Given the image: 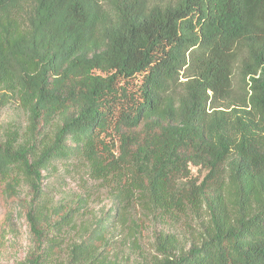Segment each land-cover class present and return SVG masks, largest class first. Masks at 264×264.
Segmentation results:
<instances>
[{
	"label": "trees",
	"instance_id": "16d2710c",
	"mask_svg": "<svg viewBox=\"0 0 264 264\" xmlns=\"http://www.w3.org/2000/svg\"><path fill=\"white\" fill-rule=\"evenodd\" d=\"M9 101L27 122L0 133V206L32 192L26 264H51L41 195L58 161L107 189L122 221L135 206L204 215L187 248L158 232L153 264H264V0H0ZM103 220L69 264H106Z\"/></svg>",
	"mask_w": 264,
	"mask_h": 264
},
{
	"label": "rangeland",
	"instance_id": "374dc122",
	"mask_svg": "<svg viewBox=\"0 0 264 264\" xmlns=\"http://www.w3.org/2000/svg\"><path fill=\"white\" fill-rule=\"evenodd\" d=\"M26 122L17 102L9 101L0 107V133L7 128L24 129ZM192 173L195 175L196 170ZM48 176L41 197L50 215L51 241L43 244L49 251L51 264H69L72 247L89 236L99 219H104L107 229L94 246L106 264H153L158 256L154 249L158 232L178 236L179 243L187 248L201 231L204 215L182 216L177 223L159 222L140 206L125 214L122 221L109 191L91 182L78 163L58 161ZM31 198V190L23 185L14 199L4 200L6 206H0V264H26L30 253L36 251L26 219ZM67 214L69 223L55 227L54 223ZM2 226L5 229L1 232Z\"/></svg>",
	"mask_w": 264,
	"mask_h": 264
}]
</instances>
